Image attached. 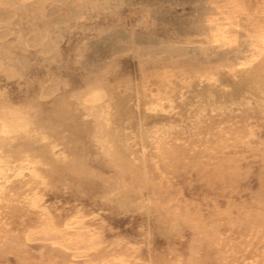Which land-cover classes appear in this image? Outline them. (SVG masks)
<instances>
[{"label": "bare ground", "instance_id": "1", "mask_svg": "<svg viewBox=\"0 0 264 264\" xmlns=\"http://www.w3.org/2000/svg\"><path fill=\"white\" fill-rule=\"evenodd\" d=\"M0 93V264H264V0H0Z\"/></svg>", "mask_w": 264, "mask_h": 264}, {"label": "rangeland", "instance_id": "2", "mask_svg": "<svg viewBox=\"0 0 264 264\" xmlns=\"http://www.w3.org/2000/svg\"><path fill=\"white\" fill-rule=\"evenodd\" d=\"M245 261H246L247 263H249V261L251 262V261H253V259L250 258V259L242 260L243 263H245Z\"/></svg>", "mask_w": 264, "mask_h": 264}, {"label": "snow or ice", "instance_id": "3", "mask_svg": "<svg viewBox=\"0 0 264 264\" xmlns=\"http://www.w3.org/2000/svg\"><path fill=\"white\" fill-rule=\"evenodd\" d=\"M242 67H246V66H242ZM5 93H0V95H4Z\"/></svg>", "mask_w": 264, "mask_h": 264}]
</instances>
